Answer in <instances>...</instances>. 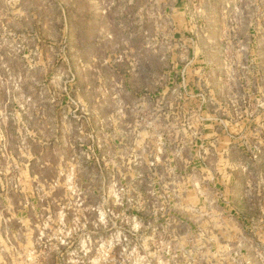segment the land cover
Returning a JSON list of instances; mask_svg holds the SVG:
<instances>
[{
    "label": "rangeland",
    "instance_id": "rangeland-1",
    "mask_svg": "<svg viewBox=\"0 0 264 264\" xmlns=\"http://www.w3.org/2000/svg\"><path fill=\"white\" fill-rule=\"evenodd\" d=\"M7 241L264 264V0H0Z\"/></svg>",
    "mask_w": 264,
    "mask_h": 264
},
{
    "label": "clouds",
    "instance_id": "clouds-1",
    "mask_svg": "<svg viewBox=\"0 0 264 264\" xmlns=\"http://www.w3.org/2000/svg\"><path fill=\"white\" fill-rule=\"evenodd\" d=\"M89 250L87 245L82 248L84 257H87ZM31 260V246L21 245L19 241L15 245H12L11 241L4 242L3 248L0 249V264H30Z\"/></svg>",
    "mask_w": 264,
    "mask_h": 264
}]
</instances>
